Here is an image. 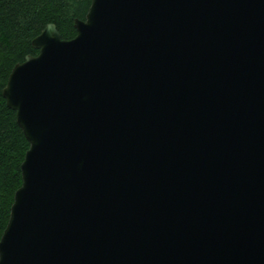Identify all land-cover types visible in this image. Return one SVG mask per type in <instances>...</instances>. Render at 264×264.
I'll return each instance as SVG.
<instances>
[{
  "label": "water",
  "instance_id": "1",
  "mask_svg": "<svg viewBox=\"0 0 264 264\" xmlns=\"http://www.w3.org/2000/svg\"><path fill=\"white\" fill-rule=\"evenodd\" d=\"M3 95L30 146L0 264H264V0H92Z\"/></svg>",
  "mask_w": 264,
  "mask_h": 264
},
{
  "label": "trees",
  "instance_id": "2",
  "mask_svg": "<svg viewBox=\"0 0 264 264\" xmlns=\"http://www.w3.org/2000/svg\"><path fill=\"white\" fill-rule=\"evenodd\" d=\"M92 0H0V239L8 224L16 190L22 185L21 163L30 144L3 95L9 75L28 55L38 54L32 40L49 23L62 38L77 35Z\"/></svg>",
  "mask_w": 264,
  "mask_h": 264
}]
</instances>
